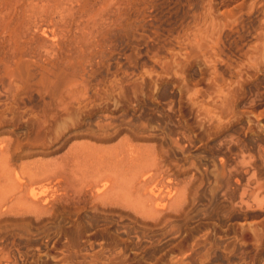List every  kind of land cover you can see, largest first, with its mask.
Segmentation results:
<instances>
[{
	"label": "rangeland",
	"instance_id": "374dc122",
	"mask_svg": "<svg viewBox=\"0 0 264 264\" xmlns=\"http://www.w3.org/2000/svg\"><path fill=\"white\" fill-rule=\"evenodd\" d=\"M205 1L0 0V20L12 29L25 31L31 19L45 20L30 32L33 53L43 31L52 39L54 31L61 37L67 28L73 37L93 30L99 33L96 39L101 26H112L94 61L96 79L102 78L105 88L121 80L139 90L127 99L104 100L102 111L83 117L74 129L83 138L70 139L56 153L32 151L31 158L24 148L13 166L22 158L54 161L73 145L96 146L108 154L119 146L124 153L137 151L132 155L141 178L134 210L83 203L58 206L39 222L0 219V264H103L114 258L117 264H264V118L259 131L245 120L220 121L212 96L204 94L214 87L217 95L211 83L215 73L229 78L223 60L235 65L241 51L262 42L264 0H214L218 10L248 3L238 29L224 35L222 61L216 64L195 48ZM47 49L40 48L36 57L30 50L27 58L45 65L52 51ZM187 52L196 55L188 58ZM245 89L238 108L264 111V74ZM41 100L34 94L24 108L37 109ZM214 124H221V133L206 138L203 131ZM2 133L0 138H15L21 131ZM99 134H106L103 142Z\"/></svg>",
	"mask_w": 264,
	"mask_h": 264
},
{
	"label": "bare ground",
	"instance_id": "6f19581e",
	"mask_svg": "<svg viewBox=\"0 0 264 264\" xmlns=\"http://www.w3.org/2000/svg\"><path fill=\"white\" fill-rule=\"evenodd\" d=\"M205 2L202 15L204 22L198 29L199 35L197 34L195 41V48L198 50L194 46L190 48L193 47L195 53L196 50L200 51L205 60H212L207 62L216 64L222 61L224 35L226 37L227 31L235 30L233 27L238 29L241 14L248 7V3L242 2L235 7L218 10L214 0ZM3 22L4 20L0 23V131L8 135L15 131L21 133H15L14 135H18L15 138H0V219L14 218L19 222L34 219L39 222L52 216L58 206H80L83 203H92L95 208L97 205L113 208L125 206L134 210L140 177L137 178L135 167L137 164L134 155L137 151L135 146H129L131 141H126L125 145L136 151H132L134 155L127 151V156V153H124L126 150L118 149L119 146L118 150H111L112 153L109 150L108 154V150L81 144L70 147L69 152L66 151L62 157L55 159L54 156V161L52 158H47L48 161L30 159L35 155L32 151H39V154L46 151L56 153L58 149L64 148L70 139L83 138L84 135L74 129L81 125L83 117L94 111H102L105 107L102 103L104 100L127 99L131 92L138 93V87L133 86L134 84L131 88V85H126L127 83L121 80L112 81L109 88H105L103 79H96L98 73L94 68V61L104 49L105 35L110 33L109 28L113 27L101 26V36L96 39L99 33L93 30L85 31L84 36L73 37L70 28H67L64 30L65 34L60 35L62 39L55 31L57 34L53 32L52 39L46 35L48 30L43 31L44 40L38 41L41 46L37 44L40 46L39 49L37 47V53L42 47L52 51L51 55L46 54L51 57L46 56L47 61L42 65L38 63L40 56L36 58L38 62L35 58L33 61L30 59L31 56L36 57L37 53H33V44L36 43L32 42L35 38L29 36L32 29L40 30V25L43 26L41 22L36 18L31 19V23L26 24L27 29H22L23 32L17 30L18 27L12 29L10 22ZM14 25L16 27V23ZM260 39L262 36L258 37V40ZM30 50H33L32 53ZM241 52L242 59L235 65L223 60L229 67V78L226 79L227 75L220 79L215 73L211 83L219 89L217 95L215 88L210 86L211 90L206 89L204 94L212 96L213 110L220 121L225 118L233 121L245 120L248 126H251L250 129L259 131L264 111L255 113L251 110H240L238 103L245 97L246 86L254 82L256 76L264 74V32L261 43L249 46ZM190 53L187 52L186 56ZM195 53L193 54L196 55ZM186 56L185 58L188 57ZM27 57H30L32 62ZM46 65H50V68ZM65 67L66 69H63ZM34 94L42 99L40 106L34 108L36 111L32 109L33 106L31 109L27 105L28 109L24 108V100L32 98ZM221 124H214L212 128L205 129V137L210 139L220 134L223 129ZM105 135L99 134L96 138L103 142ZM24 148L29 149L25 156L30 157L31 161L23 162L22 156L20 164H15L20 167L14 168V158ZM106 161L109 166L105 164ZM115 260L114 258L107 263L102 260L100 263L117 264Z\"/></svg>",
	"mask_w": 264,
	"mask_h": 264
}]
</instances>
